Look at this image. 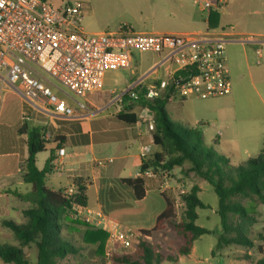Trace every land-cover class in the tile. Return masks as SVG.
Wrapping results in <instances>:
<instances>
[{"label": "rangeland", "instance_id": "1", "mask_svg": "<svg viewBox=\"0 0 264 264\" xmlns=\"http://www.w3.org/2000/svg\"><path fill=\"white\" fill-rule=\"evenodd\" d=\"M51 5L60 7L68 2L80 1L85 6L83 25L86 31L114 30L119 25L131 24L133 29L145 33L157 32H198L215 29L223 23H230L235 31L233 42L226 44V58L232 83L229 95L201 99L195 94L183 101L174 93L173 102L167 106L174 121L189 123L203 134L205 146L223 156L230 165L238 166L251 157L259 155L264 148V0H229L223 10H205L195 0H47ZM216 12L217 14H215ZM209 21L214 28H210ZM208 25V26H207ZM232 31V32H233ZM51 82L46 85L68 92L61 83L50 75ZM1 86V83H0ZM69 93V92H68ZM4 93L1 92V96ZM3 98L0 106H3ZM50 147V146H49ZM38 155V164L42 167L49 150ZM136 169L133 170L132 175ZM167 175L169 187L163 192L175 190L173 197L175 220L182 218L184 205L181 196L193 186L201 185L200 199L209 207L197 209L196 224L208 229L194 242V251L189 255H179V248L184 244V237L170 226H162L152 233L149 241L165 255L178 257L176 262L165 260L161 264H253L261 258L259 246L264 242L258 239V233L264 230V205L253 203L257 209V223L248 230L254 242L253 247L231 246L213 251L221 231V220L216 213L219 198L206 180L191 171V165L175 168ZM56 189L63 186V179L56 173L53 176ZM160 184L162 179L159 178ZM249 203L246 201L245 205ZM90 205L93 204L91 200ZM17 224L23 218L13 216ZM0 232V242L17 243L13 232L5 229ZM63 236L78 249L76 255H70L67 264H113L112 261L96 254V247L82 242L81 227H66ZM136 247V245H134ZM130 249L117 248L113 254L131 253ZM37 251L36 248H34ZM106 251V250H105ZM249 254L251 259L245 256ZM0 264H4L0 261Z\"/></svg>", "mask_w": 264, "mask_h": 264}, {"label": "crops", "instance_id": "2", "mask_svg": "<svg viewBox=\"0 0 264 264\" xmlns=\"http://www.w3.org/2000/svg\"><path fill=\"white\" fill-rule=\"evenodd\" d=\"M84 19L82 26L86 31L83 25ZM233 28L230 23H223L210 30L229 36L228 43L233 42L235 34ZM172 33L188 32L154 34ZM178 72L179 68L173 62L170 53L137 52L134 55L132 68L108 71L102 90L89 93L82 98L72 96L53 84V90L58 93L59 98L75 108L74 117L57 116L52 110L39 106L36 101L26 98L11 86L6 80L5 73H0V100L3 98L4 102L2 108L0 106V232L7 231L3 221H13L14 215L23 218L21 224L27 223L23 212L30 205L13 195L14 191L28 193L32 189L31 185L25 183L22 178V168L28 150L25 137L19 135L18 130L25 122L41 126L46 130L47 139L50 141L49 150L56 149L58 142H63L62 148L65 149V153L59 156L58 150L55 151L54 171L47 175V183L50 187L56 189L53 179L56 173H59L64 180L63 186L58 189L64 191L74 184L73 178H86L88 207L102 211L125 230L141 232L153 229L157 217L166 209L163 194L173 199L170 193H174L175 188L169 190L167 194L162 193L159 179L145 177L143 178L145 196L139 201L134 189L124 181L127 178L139 177L143 146L150 148L151 153L148 157L159 152V148L153 142V113L148 108L137 105L130 92L139 95L154 85L157 87V95H162L166 88H170ZM42 74L46 82H51L46 76L48 74ZM161 83H167V86L160 88ZM174 90L177 98L179 95L176 89ZM1 92L4 95L1 96ZM173 95L170 103L174 100ZM181 99L187 101L188 98L181 97ZM78 101L84 102L87 110L79 109L76 105ZM124 106L133 107L131 113L136 114V123L128 125L117 118L119 113L125 112ZM182 123L190 126L189 123ZM191 127L194 128L192 125ZM38 155L37 166L41 169L50 151L42 167L38 164ZM101 160H103L102 165L98 164ZM198 186L201 190V185ZM91 200L94 204L92 206ZM4 244L5 242H0V245ZM12 245L18 246L19 243ZM34 248H36L34 244L23 247L30 264L37 263V251ZM194 249L193 245L192 251Z\"/></svg>", "mask_w": 264, "mask_h": 264}, {"label": "trees", "instance_id": "3", "mask_svg": "<svg viewBox=\"0 0 264 264\" xmlns=\"http://www.w3.org/2000/svg\"><path fill=\"white\" fill-rule=\"evenodd\" d=\"M209 26L214 28L211 21ZM185 74L186 71H179L174 76L170 88H166L162 95L150 99L145 97L143 91L139 93L138 99H134L137 105L148 108L153 113V142L159 148V152L142 159L140 171L154 169L169 174L175 168L190 164L191 171L212 185L219 198L217 213L221 220V231L213 254L234 245L253 247L254 242L248 230L257 223L255 217L257 209L253 203L258 201L264 205V148L259 155L238 166L230 165L215 150L206 148L203 134L199 129L174 121L167 106L175 93L178 78ZM132 109L131 106H124L125 112L119 113L117 118L128 125L136 123L137 116L131 113ZM18 134L25 137L28 150L22 168V178L32 189L28 193L14 191L13 195L29 203L30 207L23 212L27 218L26 224H17L12 220L3 221V225L13 232L19 245H0V261L4 264H30L23 247L34 244L37 248L36 264H67L64 261L70 255H76L79 249L63 236V230L75 225L81 227L82 242L96 247V254L105 257L108 233L77 221L71 216L74 203L87 206L88 180L82 177L73 178L75 192L71 195L62 189H54L47 183V175L54 171L55 151L63 147V142H58L56 149L50 150L44 167L40 169L37 166V155L45 152L50 145L46 130L25 122L19 128ZM124 181L134 189L139 201L145 196L143 178H127ZM199 190V186L195 185L181 196L184 209L179 221L175 220L174 199L163 194L166 209L157 217L154 228L140 232L141 238L133 252L113 254L112 263L161 264L165 260L176 262L178 257L163 255L159 248L149 241L152 233L159 231L162 226H170L184 237L185 242L179 248V255H189L194 242L210 233L208 229L196 224L197 209L209 207L198 196ZM246 201L249 203L247 206ZM257 237L264 242V230L258 233ZM259 253L261 258L253 264H264L262 246H259ZM245 258L251 259L249 254Z\"/></svg>", "mask_w": 264, "mask_h": 264}, {"label": "built area", "instance_id": "4", "mask_svg": "<svg viewBox=\"0 0 264 264\" xmlns=\"http://www.w3.org/2000/svg\"><path fill=\"white\" fill-rule=\"evenodd\" d=\"M227 2L195 0L208 11L219 10ZM84 14L85 6L80 1L55 7L47 0H0V73H5L8 83L26 98L55 115L74 117L75 108L46 85L42 73L58 80L72 96L82 98L102 90L108 71L132 68L137 52L170 53L179 71H186L175 86L183 98L195 94L201 99H213L231 93L226 58L229 36L210 29L202 33H145L127 23L114 30L89 33L82 26ZM166 86L167 83L160 84V88ZM156 89L154 85L149 87L145 97L154 98ZM130 95L138 99L135 92ZM76 105L87 110L82 101ZM64 153V148L58 150L59 156ZM150 153L149 146L142 147V158ZM98 164L102 165L103 160ZM139 177L161 178L162 193L169 187L167 175L160 176L154 169L140 171ZM64 192L73 194L75 185ZM71 216L108 233L105 256L109 262L115 249L133 248L141 238L140 232L125 230L102 211L88 206L74 203Z\"/></svg>", "mask_w": 264, "mask_h": 264}]
</instances>
